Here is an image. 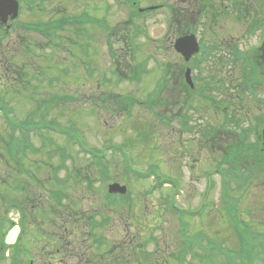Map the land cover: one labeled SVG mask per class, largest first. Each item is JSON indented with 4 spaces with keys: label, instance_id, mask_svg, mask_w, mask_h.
<instances>
[{
    "label": "rangeland",
    "instance_id": "rangeland-1",
    "mask_svg": "<svg viewBox=\"0 0 264 264\" xmlns=\"http://www.w3.org/2000/svg\"><path fill=\"white\" fill-rule=\"evenodd\" d=\"M137 1L140 2L142 7L165 3L173 5L182 12V15L185 14L184 22L183 18H178L181 28L186 29L189 27L193 29L196 25L199 38L201 36L208 43L221 44L224 48L235 44L245 48L247 46L252 47L253 44L256 46L259 43L257 38L255 41L244 40L242 31L238 29L244 26L237 24V27L234 18L231 16L217 20L215 24L208 17L207 21L202 24L200 21L204 20L203 17L195 22L194 17H196L198 11L195 7L196 4H193L194 8H191L180 2L182 0ZM188 1L193 2V0ZM261 1L246 2L245 8L249 7L251 12L253 8V15L255 17L258 15L262 19L264 18V3ZM216 2L219 5L220 0H216ZM29 3L27 0L23 2L20 12V24L7 34V37L0 30L2 34V40H0V96H5L0 97V103H7L9 108L15 109L12 117L19 121L26 120L28 123L48 121L56 117L54 120L59 124L68 125L70 119L77 120V129L76 127L74 129L80 135L74 133L76 137H72L70 140L66 138L68 142L54 133L50 134L49 138V141L54 140L57 145L62 146L58 151L66 150L76 158L77 161L75 162L65 161L67 171H72L79 166L81 171L87 172L88 162L80 157L84 155H77L80 149L77 142L79 139L83 141L84 138L87 146L97 149H103L111 142L122 144L121 146L127 149L128 156H131L130 161L134 168L148 170L157 167V174L160 175L161 173L162 178L175 179L178 184V190L174 195L175 203L183 210L202 211L204 209L203 203L206 202V199H203L206 190V176L210 175L213 183L212 188L208 191L210 195L207 197V199H210L211 205L203 217L193 214L192 219L180 222L179 217L170 210L167 203V199L170 198L168 187L164 186L165 190L160 189L151 193L149 183H151L152 178L145 182L140 181L138 178L135 179L133 174L130 175L132 178L128 177L129 175H126V170L121 165L122 159H119L120 155L117 153L119 157L115 155L116 158L113 161L110 158L107 172L98 171L95 168V171L91 169V173H95L94 176H91V179H97L91 181V191L89 192L88 187H85L83 182V186L77 187L76 191L65 201V205L77 203L90 213L93 208L103 209L102 207H106L102 211L105 218L104 223H107L108 227H101L96 230V236H105L115 243L128 240V237L134 236V234L141 236V234H138L140 231L144 232L145 236H149V232L152 234L154 229L158 227L160 230L156 234L161 245L165 247L168 245L170 249L178 254L183 249L181 245L182 237H188L185 233L187 231L186 226L189 225L192 233L207 234L214 248L217 245H222L240 251V238L234 223L237 222L236 216L245 221L244 226H241L242 229L246 227L244 231L251 242H263L264 181L258 175L260 172L258 167L255 168V173L252 171L253 168L251 169L250 164L256 162L251 158L254 153L250 151L245 157L242 156L235 166L240 168L246 166L252 173L246 186L232 191V199H228L226 191H219L221 178L216 173V166L219 163L224 165L225 157H229L231 148L235 146L234 142L239 138L238 133H247L246 143L255 142L256 127L254 126L255 119L253 120V117L260 113L264 114V101L263 103H257L241 91L242 95L237 94L239 99L232 95L230 107H236L235 110L233 109L236 113L232 111L228 116L217 112L218 108L201 102L196 104L197 110L193 111L192 119L187 118L188 125L194 129V133L180 132L182 122L176 117L186 111L184 95L189 94L187 93L186 84L182 80L184 66L178 57L161 47V45L165 46L166 43L163 41L167 35H170L169 25L172 23L170 19L171 16L173 18V13L171 15L167 8H163L150 16L139 17L133 0H87L82 1L79 7L76 3L67 4V10L62 11V15L79 17L71 20L73 24H78L80 18L86 12L99 21H106L104 29L91 28L94 36H89L87 32L80 33L78 38H76V35L70 36L75 41L80 38L85 41L91 39L88 43L91 53V67L93 66L95 72L93 78L90 76L91 81L89 83L86 82L84 76H81L78 84L71 87L64 83L62 85V82L50 81V76L55 75V68L47 66L46 73L49 77L44 76L43 81L30 78V84L28 85L18 82L15 87H13L14 85L11 87L9 80L5 77L9 72L6 70V65L3 64V60L9 58V45L18 40L23 41L24 35L38 41L50 40L42 38L39 33L26 26V24L30 25L32 19L41 17H43V20H39V22L45 23L47 18L53 17L49 19L48 32L53 30L52 26L56 29L52 32L54 35L62 26L67 30L73 29L70 25H64V19L55 13L56 0H35L34 6ZM40 4H42L41 8L49 11L48 16L45 15V12V16L36 13ZM255 8L258 10L257 15ZM19 35L20 38H18ZM127 35L135 37L134 44L132 41L126 42ZM54 40H57V38ZM75 41L71 42L72 44H64V46L70 48L64 54H54L56 63L62 60L63 57L69 60L75 56L78 47ZM108 43L113 45L121 69L132 71L136 61L143 62L141 65H143L146 74L141 82H129L125 78L118 79L117 77L116 79L114 76L111 81L107 79V83L105 82L103 78L108 77L110 79L112 74V60L108 53ZM55 48L53 46V50ZM128 49H133L134 55L128 53ZM46 53H50V51H46ZM41 64L43 65L44 62ZM227 66L224 63L215 62L212 65L211 63L205 64L204 69L205 73L212 72L218 78H227V75L233 69ZM79 70L84 72L85 66L82 65ZM167 71L170 73L168 74ZM231 76L238 77L234 73H231ZM10 78H13L12 74ZM157 80L167 81L164 84L161 97L155 104L153 103L155 111L147 110L142 106H131L130 101L132 100H147V94L155 90ZM65 81H67V78ZM14 88L27 91L24 94H16ZM71 93L74 94L71 99L57 96ZM232 94H235V92L232 91ZM45 105H49L50 108L45 109ZM41 106L42 110L37 113ZM29 113L34 116L31 117V115H28ZM233 113L236 115L232 116ZM170 120L172 121L170 122ZM162 121L167 122V125ZM259 122L264 123V119L261 118ZM210 125L217 127V135L212 140L209 139L213 134L207 133L203 128L212 127ZM7 132L9 133L5 116H0V133ZM217 139L221 142H213ZM37 144L39 143L37 142ZM48 148H51V146ZM6 150L7 148L3 146L1 153H5ZM58 162L62 161L59 157H56L49 165H56ZM31 170H36V164H32ZM26 180H28V177ZM29 181L33 186L37 183L31 179ZM113 182L127 186L128 198H121L122 201L116 202H113V199H108L110 196L107 193V186ZM209 183L210 181L207 179V184ZM41 189L42 187L37 192ZM3 192L10 194L8 188H3ZM17 197L19 201L28 203L31 207L29 202L33 198L29 199L30 197L25 194ZM7 202V200L4 203L0 202V213L8 206ZM129 205L135 209V216H127V214L129 215L127 212ZM119 212H122V216ZM107 229L109 230L107 231ZM5 236L6 234L2 235L1 239H4ZM133 241L137 242L136 238ZM206 244L207 242L202 246L205 247ZM13 248L16 251L19 250L20 255H22L20 249H28L31 253L32 264H44L47 260L39 255L40 248L32 243V238L29 235L20 239L18 245ZM123 255L127 256L128 254L124 251ZM13 261L14 259L10 256V260H6L4 264H13Z\"/></svg>",
    "mask_w": 264,
    "mask_h": 264
},
{
    "label": "trees",
    "instance_id": "trees-1",
    "mask_svg": "<svg viewBox=\"0 0 264 264\" xmlns=\"http://www.w3.org/2000/svg\"><path fill=\"white\" fill-rule=\"evenodd\" d=\"M238 150L240 151V149ZM11 155H12V151L10 154L8 152L1 153V150H0V158H2L4 161L3 163L0 162V166L4 164L5 161L11 157ZM5 165L7 167H12V168L20 167L21 169H23L25 168L26 165H30V162L27 163L25 161H13L12 159L10 161L7 160ZM2 190L3 188L0 185V195L3 199L5 198V200L8 201L7 202L8 204L18 201V197H16V194H14L13 191H11L10 196H9V194L4 195ZM19 203L20 202H18L17 204ZM236 218H237V225L240 224L244 226L245 221L238 216H236ZM1 221L4 223H1ZM5 221H6V217L1 214L0 216V236L5 235V233L11 226L8 220L6 222ZM244 229L239 228L238 234L240 238L241 249L240 251H237V252L231 251V250L229 251L225 249V247L219 248L218 246H216V248H214L212 246V243L210 242L211 240L210 237L208 235L204 236V234L203 236L207 239V244L205 245V247H203L202 246L204 244V241L202 240L203 236L201 233L199 234L196 233L192 236V239L196 241L202 240L200 243H198V247H191L190 245H186L184 251L179 252L178 254H176L172 249L160 250L158 252L146 251L144 253V255L146 256H144L143 262L140 259L137 261L136 264H158V263L174 264V262L176 264H264V242H259V241L251 242L250 239L247 238V235L245 234ZM159 246H163V245L159 243ZM118 254L120 255L121 253H118ZM133 254L134 256L139 255L140 252L135 251V253ZM221 258H225V260L221 262L219 260ZM160 259H162L161 260L162 263L159 261ZM121 263L122 262H118V264H121Z\"/></svg>",
    "mask_w": 264,
    "mask_h": 264
},
{
    "label": "water",
    "instance_id": "water-1",
    "mask_svg": "<svg viewBox=\"0 0 264 264\" xmlns=\"http://www.w3.org/2000/svg\"><path fill=\"white\" fill-rule=\"evenodd\" d=\"M17 4L13 0H0V19L7 13L10 15L16 10ZM177 50L189 59L198 52V46L194 37L181 39L177 43Z\"/></svg>",
    "mask_w": 264,
    "mask_h": 264
},
{
    "label": "bare ground",
    "instance_id": "bare-ground-1",
    "mask_svg": "<svg viewBox=\"0 0 264 264\" xmlns=\"http://www.w3.org/2000/svg\"><path fill=\"white\" fill-rule=\"evenodd\" d=\"M17 234H18L17 229H13V231H11V233L8 237L7 243L10 244V243L14 242L16 237H17Z\"/></svg>",
    "mask_w": 264,
    "mask_h": 264
}]
</instances>
